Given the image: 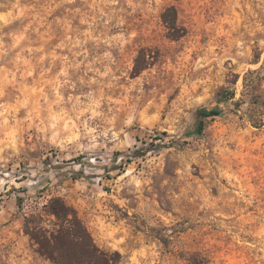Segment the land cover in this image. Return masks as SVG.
Returning <instances> with one entry per match:
<instances>
[{"label": "rangeland", "instance_id": "obj_1", "mask_svg": "<svg viewBox=\"0 0 264 264\" xmlns=\"http://www.w3.org/2000/svg\"><path fill=\"white\" fill-rule=\"evenodd\" d=\"M203 108L223 113L192 134ZM255 118L264 0H0V264H52L24 223L54 198L118 264H264Z\"/></svg>", "mask_w": 264, "mask_h": 264}, {"label": "trees", "instance_id": "obj_2", "mask_svg": "<svg viewBox=\"0 0 264 264\" xmlns=\"http://www.w3.org/2000/svg\"><path fill=\"white\" fill-rule=\"evenodd\" d=\"M162 20L169 31L170 38L177 40L187 34L186 29L178 25V11L174 6L164 11ZM146 53V50H141L135 60L134 77H138L144 70L155 64V59ZM219 98L221 101H230L235 98V93L226 89L219 93ZM222 113L220 108L198 110L197 115L201 121L192 134H202L205 128L204 120L221 116ZM252 122L257 127L264 125L261 119L255 118ZM156 148L159 149L160 145H156ZM116 154L126 157L125 152ZM133 154L139 156L137 151ZM24 229L35 246L36 252L52 264H118L122 259L119 252L100 248L76 209L61 198L52 199L45 210L28 215L25 218ZM156 234L155 237L168 246L169 238L160 232ZM189 262L204 264L205 259L193 255Z\"/></svg>", "mask_w": 264, "mask_h": 264}]
</instances>
